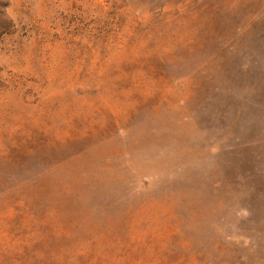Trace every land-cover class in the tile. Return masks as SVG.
Masks as SVG:
<instances>
[{
	"label": "rangeland",
	"instance_id": "1",
	"mask_svg": "<svg viewBox=\"0 0 264 264\" xmlns=\"http://www.w3.org/2000/svg\"><path fill=\"white\" fill-rule=\"evenodd\" d=\"M0 264H264V0H0Z\"/></svg>",
	"mask_w": 264,
	"mask_h": 264
}]
</instances>
